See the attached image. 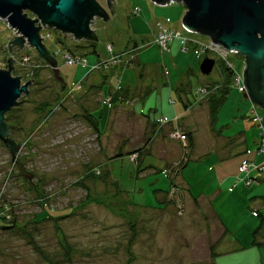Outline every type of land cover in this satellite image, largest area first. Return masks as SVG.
Listing matches in <instances>:
<instances>
[{"label": "rangeland", "instance_id": "obj_1", "mask_svg": "<svg viewBox=\"0 0 264 264\" xmlns=\"http://www.w3.org/2000/svg\"><path fill=\"white\" fill-rule=\"evenodd\" d=\"M97 1L107 10V0ZM114 1L110 20L91 21L97 54L91 41L44 26L58 79L22 34L0 22V70L9 71L12 58V76L22 86L32 82L9 114L17 126L10 137L22 144L14 162L0 141V190L16 219L11 232L0 220V264H264V150L250 110L264 111L245 98V58L227 50L235 76L212 124L208 97L226 84L220 63L204 76L194 44L176 39L164 53L155 44L158 22L200 48L210 44L183 27L184 5ZM15 37L25 39L23 48L9 44ZM65 54L87 66L67 64ZM99 63L105 66L94 70ZM77 83L82 88L72 92ZM188 133L191 150L181 135ZM186 160L176 180L181 189L171 192L170 174ZM246 161L253 167L241 173ZM48 212L57 219L41 218Z\"/></svg>", "mask_w": 264, "mask_h": 264}, {"label": "water", "instance_id": "obj_2", "mask_svg": "<svg viewBox=\"0 0 264 264\" xmlns=\"http://www.w3.org/2000/svg\"><path fill=\"white\" fill-rule=\"evenodd\" d=\"M153 1L162 6L170 2L183 4L188 10L183 19V27L187 31L211 37L214 43L229 52L236 51L242 55L245 58V98L264 111V0ZM114 2L107 0L106 10L97 0H0V18L7 19L10 27L28 40L27 45L30 44L39 57L50 65L58 79L57 61L43 43L40 35L42 27L48 26L74 35L78 40L94 41L97 31L91 30V21L95 17L105 22L110 20L116 12ZM24 11L37 16L41 24L38 25V20L28 18ZM23 37H15L16 40L10 43L21 49L25 45ZM9 49L11 52L12 47L9 46ZM8 63L9 71L0 70V141L9 150L14 162L22 144H17L10 137V131L17 129V126L8 124L6 116L25 102L23 100L20 103L19 100L29 94L32 82L22 86L21 77L12 76L15 61L11 58ZM215 66L216 61L205 56L200 63L201 74L211 75ZM59 80L62 81L61 78ZM16 163L21 173L31 180L33 175L25 172L23 163Z\"/></svg>", "mask_w": 264, "mask_h": 264}, {"label": "built area", "instance_id": "obj_3", "mask_svg": "<svg viewBox=\"0 0 264 264\" xmlns=\"http://www.w3.org/2000/svg\"><path fill=\"white\" fill-rule=\"evenodd\" d=\"M6 20L7 19L0 18V22L5 23V25L8 26V28L12 30V28L10 27L8 21H6ZM159 24H161V23H159ZM159 24H158L159 32H158V35H157V37L155 39V44L162 49L163 53L166 52V51H169V44L171 42H173L174 39H179V40H182L183 42H185V44L186 43L187 44L192 43L195 46H197L198 48H196L195 53L199 57L203 56L207 52H210V53L212 52V53L216 54L217 58L222 59L223 61H225L229 65V68L232 67V65L229 62H227L229 60L228 54L230 55V53H228V51L225 48H223L221 46H215L214 44L202 45V47L200 48V45H198V43H194L191 39H188V38L184 37L182 35V33L180 34V32L178 33V32H176L174 30H169L163 24L162 25H159ZM91 27L93 28V26H91ZM44 28L45 27L43 26L42 30H41L42 32L40 34H41V38L43 39V42L45 43L47 39L51 40L53 37L50 35V33H48V34L45 33L44 34L43 33V29ZM17 33L18 32L16 31V35H18V36L21 35V34L19 35ZM111 48H112L111 46L108 47L109 50H111ZM113 58L114 59L110 62V64L116 65L117 62L115 60H117V59H115V58H118V57L115 56ZM64 59L66 60V63L69 64V65L81 64L84 67L87 66V62L85 60H80L74 55L65 54ZM104 66H105L104 64H100L99 63L96 66H94V70L102 68ZM29 78H31V77H29ZM81 88H82L81 83H77L70 90L72 92H74V91H79ZM198 93L207 95L208 91L206 89L205 90L201 89V90L198 91ZM250 114L252 115L251 117L253 118V121L258 125V127L260 129V132H261L260 133V140H261V142H260V146L259 147H260L261 151L263 152V150H264V115L260 114L258 109L257 108L255 109V107H252V109L250 110ZM177 136L180 137L179 135H177ZM182 139L185 140L184 136H182ZM134 159L135 158L133 157V160ZM251 167H253V164L252 165H250L248 163L243 164V166L240 168V172L241 173L249 172ZM11 174H12V170H10L9 176H11ZM173 190L175 191V187H172V191L171 192H173ZM4 194H5V187L0 190V220L12 221V201L11 200H6V199L4 200Z\"/></svg>", "mask_w": 264, "mask_h": 264}, {"label": "trees", "instance_id": "obj_4", "mask_svg": "<svg viewBox=\"0 0 264 264\" xmlns=\"http://www.w3.org/2000/svg\"><path fill=\"white\" fill-rule=\"evenodd\" d=\"M97 36H95V39L94 41H91V45L89 46L90 47V50L93 54H97ZM57 43L60 44V45H63V41L61 40V37L58 38L57 40ZM70 51V50H68ZM71 53V52H70ZM220 63V69H221V75L223 77V80L226 81L225 85L218 91V93H215L214 95L210 93V96L208 97V100H207V105L208 107L210 108V113H211V121H212V124H214L215 122V119H216V116L218 115L220 109L223 107V105L226 103L227 101V98L230 94V89L232 87V83H233V79H234V70L233 69H230L228 67H226L224 65V63H222L221 61L219 62ZM38 76V75H37ZM64 85V83H62ZM62 85V86H63ZM65 86V85H64ZM64 88V87H63ZM212 90V89H211ZM119 99H116L115 101L118 102ZM60 102V100L58 101ZM62 102V101H61ZM59 103L60 105L62 103ZM10 114V113H9ZM7 114L6 116V121L10 124V123H13V125H15L14 121H16V119H12L11 121V117L10 115ZM215 116V117H214ZM86 121L92 125V128L99 134L101 135V129H100V123H99V120L96 119V117L93 115V114H88V115H85L84 116ZM13 118V117H12ZM17 125V124H16ZM188 136V147H190V150L193 148L194 144H195V141H194V137H193V134L192 133H188L187 134ZM148 142L146 141V145L143 146V150H146L145 148H147L148 146ZM136 153H139V151H136ZM122 153H119L117 154L115 157L113 158H117L118 156H121ZM140 154V153H139ZM185 164L182 165V167L180 168V170L178 172H176L175 174L172 173L170 174V178H172V181L174 183V186L173 187H177L178 189H181V187H179V185H177L176 183V180L178 178V175L180 174V172L183 170V167H184ZM147 169H150L151 170V167L150 168H147ZM147 169H143V170H140V172H144L146 171ZM47 211V210H46ZM44 220H49V219H57V218H53L51 215H50V212L46 213V215H42V217ZM8 223L9 225L2 228L3 231H8V232H11L14 230L15 228V225L16 224V219L14 218L12 221H8L6 222ZM13 224V225H12ZM132 227H134L133 225H131ZM256 234V232L254 233V235ZM136 234L133 236L132 240L129 242V245L131 246L133 244V240L135 238ZM131 254V253H130ZM132 255V254H131ZM132 261V260H130Z\"/></svg>", "mask_w": 264, "mask_h": 264}, {"label": "bare ground", "instance_id": "obj_5", "mask_svg": "<svg viewBox=\"0 0 264 264\" xmlns=\"http://www.w3.org/2000/svg\"><path fill=\"white\" fill-rule=\"evenodd\" d=\"M153 4H155V5H157V6H160V7H162V5H158V4H156L153 0H150ZM170 3H174V2H170ZM169 3V6L171 5ZM100 4V3H99ZM166 6V5H165ZM165 6H163V7H165ZM187 12H188V10H187ZM137 13H138V11H137ZM98 17H95L93 20H95V19H97ZM93 20H92V22H93ZM159 23H161V22H158L157 23V28H158V30H159V27H158V24ZM92 24V23H91ZM95 26L96 25V23H94V24H92V26ZM159 25H162V23L161 24H159ZM167 28V27H166ZM169 30H171L170 28H168ZM42 32V31H41ZM189 32V31H188ZM179 33V32H178ZM189 33H192V32H189ZM181 34V33H180ZM210 38V44H214L215 46H219V44H216V43H214L213 42V39L211 38V37H209ZM174 40H176V39H174ZM173 40V41H174ZM189 45H191V43H189ZM189 45H188V47L187 46H185V50L187 51L188 49L187 48H189ZM221 46V45H220ZM112 47V46H111ZM222 47V46H221ZM143 48V47H142ZM210 51V50H209ZM205 56H208L209 57V52L208 53H205L203 56H202V59L205 57ZM216 62H222V63H224V65L226 66V67H228L227 66V63L225 62V61H223L222 59H219V58H215L214 59ZM112 66H116V65H112ZM182 136H184L183 134H181ZM184 138H185V141L187 140V142H188V136L185 134V136H184ZM191 157V156H190ZM191 159V158H190ZM186 162V163H185ZM183 164H187L189 161L188 160H186ZM246 163H248V164H250V165H252L253 163L252 162H244V164H246Z\"/></svg>", "mask_w": 264, "mask_h": 264}, {"label": "crops", "instance_id": "obj_6", "mask_svg": "<svg viewBox=\"0 0 264 264\" xmlns=\"http://www.w3.org/2000/svg\"><path fill=\"white\" fill-rule=\"evenodd\" d=\"M114 70H116L115 67H114L111 71H114ZM111 71H109V72L111 73ZM105 77H107V76L104 75L103 78H105ZM86 80H87V79H86ZM100 82H101V81H100ZM100 82H98V81H97V82H93V83H92V88H95V86L98 85V84L101 85ZM104 84H105V83H104ZM84 87H85V86H84ZM102 88H103V86L101 87V91H102ZM112 91H113V89L110 91V94H111ZM87 92H88V90L84 91V93H83L82 96L80 95V94H81V93H80V94H79L80 98L83 99L84 96L87 94ZM101 93H102V95H103V92H101ZM110 94H109V95H110ZM103 96H104V95H103ZM105 100H106V99H105Z\"/></svg>", "mask_w": 264, "mask_h": 264}, {"label": "flooded vegetation", "instance_id": "obj_7", "mask_svg": "<svg viewBox=\"0 0 264 264\" xmlns=\"http://www.w3.org/2000/svg\"><path fill=\"white\" fill-rule=\"evenodd\" d=\"M8 123V122H7Z\"/></svg>", "mask_w": 264, "mask_h": 264}]
</instances>
